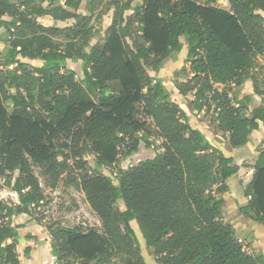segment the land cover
<instances>
[{"label":"trees","instance_id":"trees-1","mask_svg":"<svg viewBox=\"0 0 264 264\" xmlns=\"http://www.w3.org/2000/svg\"><path fill=\"white\" fill-rule=\"evenodd\" d=\"M218 1L90 0L82 14L73 11L82 0H0V26L8 36L0 52V176L18 172L11 188L20 199L0 201V264H22L23 225L12 219L44 201L34 164L55 188L71 159L82 173L69 181L86 195L102 232L50 222L58 264H111L114 258L146 264L134 222L160 264H264L221 217V195L240 165L193 127L173 91L149 72L174 59L185 38L189 67L182 68L187 80L180 94L194 95L195 111L213 114L208 126L230 148L250 142L264 126V105L251 109L252 97L238 98L232 84L250 80L254 92L264 94L256 70L264 56V0H227L229 9ZM106 4L116 9L113 22L91 46L92 17ZM44 17L75 22L47 26L39 20ZM23 59L41 63L31 67ZM69 60L80 61L81 71L70 69ZM139 134L156 136L163 151L107 174L122 154L138 152ZM259 151L241 211L264 225V145Z\"/></svg>","mask_w":264,"mask_h":264},{"label":"rangeland","instance_id":"rangeland-1","mask_svg":"<svg viewBox=\"0 0 264 264\" xmlns=\"http://www.w3.org/2000/svg\"><path fill=\"white\" fill-rule=\"evenodd\" d=\"M12 1V0H11ZM90 0H82L79 9H73L76 13L88 14ZM215 5L221 8H229L227 0H219ZM101 10V17H97V13ZM116 9L113 6L106 4L99 10H96L92 17L91 24L93 26L92 45L102 42L106 35L109 26L112 24ZM132 11H126L128 16ZM4 19H9L4 16ZM44 25L65 26L73 24L74 19L67 21H54L48 17L39 18ZM137 32V26L132 28V34L126 40L133 44ZM183 48L175 55L174 59L169 60L166 65L160 70L149 69L150 74L159 81H162L168 88L173 91V100L185 111L193 126H208V120L213 116L212 113L207 114L203 111H195L192 100L195 99L193 94L183 96L179 92V88L183 86L187 80V75L182 72L184 66L189 67L187 58V44L185 38H182ZM8 48V36L6 28L0 26V52ZM28 62L29 66L34 67L41 63L40 60L23 59ZM81 62L77 60H69L67 66L75 71H81ZM3 66H0L2 69ZM261 82V87L264 89V66L258 71ZM246 84H253L252 81H247ZM245 84V85H246ZM237 90V89H236ZM241 91V92H240ZM238 90V98L244 97V91ZM246 91V90H245ZM11 108V104L9 105ZM206 130V135L210 137L215 147H218L221 152L227 156L235 158L240 165L239 172L228 179L229 191L221 195L225 199V204L221 210V217L230 223L236 232L238 239L242 242L245 249L253 255H262L264 257V225L253 221L249 216L242 213L241 209L249 202V197L245 194V188L252 179V166L260 154V146H263V141H257L254 144H248L241 148H230L225 136L216 135L211 128ZM140 149L133 155L122 154L114 168H105L107 174H112L121 168H128L132 165H137L140 161L156 156L163 151L161 140L156 136L147 137L139 134ZM251 138V137H250ZM209 139V140H210ZM252 141V140H251ZM61 157L62 154H59ZM85 160L90 161L94 165L93 157L89 154L84 156ZM67 167L62 170V175L59 183L55 188L49 186L48 178L44 175V169L34 164V172L39 178L42 190L44 192V201L41 206L33 209L32 214L15 215L12 219L13 225H23L20 229L21 236L18 240L17 251L19 253L22 264H57V258L53 255L52 240L47 236V225L50 222L61 223L70 227H81L84 231L95 229L102 232V223L97 213L92 209L86 199V195L80 190L77 185L69 181L70 178L80 177L82 170L74 164L73 160H68ZM18 172L7 173L0 176V189L11 190ZM10 182L11 184H8ZM12 201V200H9ZM120 209H125V203L120 200L117 205ZM137 236L140 240V251L144 256L146 264H160L157 262L151 251L147 248L145 240L138 228L136 222L133 223ZM27 247L30 251L26 250ZM121 264L119 258H114L111 264Z\"/></svg>","mask_w":264,"mask_h":264},{"label":"crops","instance_id":"crops-1","mask_svg":"<svg viewBox=\"0 0 264 264\" xmlns=\"http://www.w3.org/2000/svg\"><path fill=\"white\" fill-rule=\"evenodd\" d=\"M227 4H229L228 3V1H227ZM230 8V7H229ZM228 8V9H229ZM227 9V8H226ZM263 15H264V12H263ZM263 66H264V56H260L259 57V67L258 68H256V70H257V74L259 75L260 73H258V71H260L262 68H263ZM247 82V81H246ZM246 82L244 83V84H241V85H236L235 83H233L232 84V87L234 88V91H233V94H236V95H238V90L240 91V89L242 90V91H244L245 93V95L244 96H246V95H250L252 98H251V101H250V103H249V107L251 108V109H253L254 107H256V106H262V105H264V94H257V93H255L254 92V87H253V84H251V85H248V84H246ZM246 84V85H245ZM237 89V90H236ZM246 90V91H245ZM241 92V91H240ZM243 97V96H242ZM241 97V98H242ZM193 127H195V128H199L201 131H203L204 133H205V135L207 134L206 133V130L207 129H209L208 128V126H206V123H205V128H203V127H201L200 125L199 126H193ZM207 128V129H206ZM208 131V130H207ZM207 136V135H206ZM208 137V139H210V137L209 136H207ZM211 140V139H210ZM252 140V141H251ZM264 140V126L261 124L260 125V128L258 129V130H255L253 133H252V135H251V138H250V142L248 143V144H254L256 141H257V143L258 142H261V141H263ZM212 142V141H211ZM247 144V145H248ZM48 231V230H47ZM47 236L49 237V240H50V234H49V232H47ZM20 239V238H19ZM53 251V250H52ZM58 264V263H57Z\"/></svg>","mask_w":264,"mask_h":264},{"label":"built area","instance_id":"built-area-1","mask_svg":"<svg viewBox=\"0 0 264 264\" xmlns=\"http://www.w3.org/2000/svg\"><path fill=\"white\" fill-rule=\"evenodd\" d=\"M0 59H1V55H0ZM0 201L7 202L9 204H19L20 203L19 193L12 188L11 190L0 189Z\"/></svg>","mask_w":264,"mask_h":264}]
</instances>
